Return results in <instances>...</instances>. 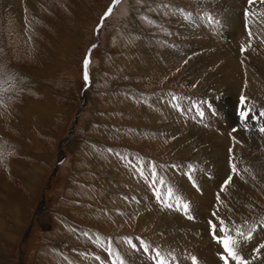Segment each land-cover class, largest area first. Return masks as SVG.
I'll use <instances>...</instances> for the list:
<instances>
[{"label": "rangeland", "instance_id": "1", "mask_svg": "<svg viewBox=\"0 0 264 264\" xmlns=\"http://www.w3.org/2000/svg\"><path fill=\"white\" fill-rule=\"evenodd\" d=\"M246 1L118 0L113 6L114 0H36L21 13H0V264H100L98 258L112 261L120 255L119 247L127 264H152L142 250L128 245L131 238L139 247L137 237L170 251L175 264H193L192 252L203 255L196 264H224L218 256L222 245L213 240L209 221L218 225L222 198L234 194L240 183L254 194L242 201L243 223L234 216L223 219L245 233L254 229L240 254L250 264H264V249L255 251L264 244V146L254 148L257 158L241 159L233 143L236 131L250 122L264 138L256 128L264 126L262 102L252 105L256 101L244 92L220 87L216 75L209 81L208 74L197 75L189 60L198 63V57L220 52L236 55L243 64L253 52L258 54L255 49L264 47V36L258 35L262 43L245 34ZM252 7L264 29V4ZM204 32L212 35L213 45L205 44ZM88 53L91 83L83 94ZM220 68L212 70L218 73ZM226 91L230 101L219 103ZM173 96L185 111L173 107ZM241 96L250 112L246 121L235 110L242 106ZM201 102L203 119L188 110ZM221 112L231 125H239L234 133L220 131ZM200 137L209 150L218 148L221 159L225 155V169L210 163L212 155H202ZM233 158L241 175H233L232 185L221 191L232 175ZM141 162L156 165L165 188L171 186L188 200L192 219L157 202L151 182L133 167ZM189 166L196 187L184 173ZM200 177L214 179L219 188L211 191L210 204L184 196L177 186L182 180L203 196L199 190L205 179ZM167 219L178 220L184 239H202L196 243L199 252L181 254L185 249L170 246L164 233ZM94 240L101 242L100 249ZM109 240L116 253L111 250L113 255L105 257Z\"/></svg>", "mask_w": 264, "mask_h": 264}, {"label": "bare ground", "instance_id": "2", "mask_svg": "<svg viewBox=\"0 0 264 264\" xmlns=\"http://www.w3.org/2000/svg\"><path fill=\"white\" fill-rule=\"evenodd\" d=\"M36 0H0V13L4 14L6 13V11L8 9H11L12 12H18L21 13V11L24 10V7L28 6H33L34 2ZM195 2V1H194ZM207 2V1H206ZM209 2V1H208ZM22 3H24L22 5ZM184 3V2H183ZM211 4V3H210ZM192 5V4H190ZM213 5V4H212ZM217 5V4H216ZM229 5V4H228ZM185 6V5H184ZM207 6V5H206ZM224 6V5H223ZM218 7V6H217ZM173 8V6H172ZM185 8V7H184ZM226 8V7H225ZM230 8V7H229ZM26 9V8H25ZM188 9V8H187ZM212 9V7H211ZM217 9V8H215ZM227 9V8H226ZM214 10V9H213ZM220 10V9H218ZM225 10V9H224ZM235 10V9H234ZM228 11V10H227ZM11 12V13H12ZM220 12V11H218ZM173 13V11H172ZM186 13V12H185ZM223 13V12H222ZM174 14V13H173ZM220 15V14H219ZM20 17V15H19ZM234 17V16H233ZM232 17V18H233ZM172 18V17H171ZM170 18V19H171ZM231 18V17H230ZM239 18V17H238ZM237 19V18H236ZM224 20V19H223ZM226 20V19H225ZM233 20V19H232ZM173 21V20H172ZM191 21V20H190ZM196 21V20H195ZM227 21V20H226ZM171 22V21H170ZM179 22V21H178ZM177 22V23H178ZM176 23V22H175ZM190 23V22H189ZM182 24V23H181ZM188 24V23H187ZM186 24V25H187ZM178 25V24H177ZM183 25V24H182ZM195 26V25H194ZM173 27V26H172ZM184 27V26H183ZM190 27V26H189ZM192 28H194L192 26ZM171 29V28H170ZM173 29V28H172ZM242 29V28H241ZM174 30V29H173ZM238 30V29H237ZM193 31V30H192ZM176 32V31H175ZM180 33V32H179ZM178 33V34H179ZM228 33V32H227ZM241 33V32H240ZM174 34V33H173ZM183 34H186L185 32ZM182 34V35H183ZM180 35V34H179ZM205 36V38H203L207 45L211 46L214 44V41L212 42L211 40H209V38H212V35H209L208 32H204L203 34ZM188 36V35H187ZM233 36H235L233 34ZM183 37V36H182ZM186 37V36H185ZM180 38V36H179ZM198 38V37H197ZM176 39V38H175ZM242 39V38H241ZM181 40V39H180ZM188 40V39H187ZM196 40V39H195ZM198 40V39H197ZM202 40V39H200ZM190 41V40H189ZM235 41V40H234ZM197 42V41H195ZM198 42L200 43V41L198 40ZM236 42V41H235ZM248 42V41H247ZM257 42V41H256ZM179 43V42H178ZM187 43V42H185ZM233 43V42H232ZM182 44V43H181ZM194 44V42H193ZM201 44V43H200ZM203 44V41H202ZM248 44V43H247ZM246 44V46H247ZM197 45V44H195ZM218 45V44H217ZM229 45V44H228ZM234 45V44H233ZM262 45V44H261ZM200 46V45H199ZM195 47V46H194ZM205 47V46H204ZM207 47V46H206ZM227 48V47H226ZM234 48V47H233ZM154 49V48H153ZM178 49V48H177ZM198 49V48H197ZM224 49V48H223ZM181 49H179L180 51ZM195 50V49H194ZM231 50V49H230ZM251 50V49H250ZM256 52L258 54H255V52H253V54L250 55V58H245L246 61L245 63H240L239 62V58L235 55H226V53H215V56H202V58L198 57V63H196V61L192 60L191 58L189 59L191 62V66L194 67V71L197 75H205L208 74V81L214 77V75H216L217 77V81H219L218 84H220V87L225 88L226 90L230 89V92L232 91V88H234L236 91L238 92H244L245 94H247L248 96H250V99L256 101V102H252V105H258V102H262V110L264 112V47L262 49H255ZM204 51V50H203ZM212 51V50H211ZM176 52V51H175ZM178 52V50H177ZM188 52V51H187ZM199 52V51H198ZM174 53V52H173ZM220 53V54H219ZM238 53V52H237ZM169 54V53H168ZM179 54V53H178ZM206 54V53H205ZM212 54V53H211ZM245 55V54H244ZM188 56V55H186ZM190 57V56H189ZM210 57V58H209ZM241 57V56H240ZM197 58V57H196ZM195 59V58H193ZM221 66L220 69H218V73L216 71L213 72L212 68H216V66ZM199 69V70H198ZM193 72V71H192ZM219 86V85H218ZM219 87V88H220ZM217 91V90H216ZM219 92V91H218ZM227 93H225V96L222 97H218L219 98V103L221 101V103H227L230 101V95L228 94L230 93L229 91H226ZM234 92V91H232ZM231 92V93H232ZM224 93V92H223ZM237 94V93H236ZM222 95V94H221ZM85 97V95H84ZM234 97V96H233ZM217 98V99H218ZM233 104V103H232ZM192 106V105H191ZM260 107V106H259ZM191 108V107H190ZM192 109V108H191ZM223 109V108H222ZM189 110V109H188ZM225 110V109H224ZM228 113V112H227ZM254 117V116H253ZM217 120H221L223 124H218V127L220 129V131L225 132L224 130L226 129H231L234 125H231L232 122L231 120H229L230 117H228V115L224 112H221L220 114H218L217 116ZM232 118V117H231ZM256 119V118H255ZM216 120V121H217ZM253 121V119H251ZM234 121V119H233ZM236 121V120H235ZM234 121V122H235ZM259 121V120H258ZM229 122V123H228ZM256 122V121H255ZM261 122V121H260ZM259 122V123H260ZM194 123V122H193ZM217 123H219L217 121ZM234 124V123H233ZM253 124V123H252ZM248 125H251V122L248 123ZM248 125L242 126L243 130L239 129L237 130L236 134H234L235 137V141H238V143H236V147L238 148V150L240 151V158L241 159H245L248 158L250 156L257 158L258 157V153L254 151V148L257 147V149L259 148L258 145H263L264 146V138L260 139L259 135L256 133L255 129H252L251 127H249ZM203 126V125H202ZM204 127V126H203ZM207 127V126H206ZM217 127V128H218ZM246 127V128H245ZM208 129V128H207ZM211 130V129H210ZM192 131V130H191ZM240 131H242L243 133H240ZM206 134V133H205ZM204 134V135H205ZM210 135V134H209ZM195 136V135H194ZM196 137V136H195ZM226 137V136H225ZM216 138H220L222 139V137L220 135H215V139ZM227 139V138H226ZM196 141V140H195ZM226 141V140H225ZM199 142V140H198ZM216 143V141H214ZM200 143L204 146V150L202 152V155H206L210 154L212 159H208L209 161H211V164H214V166L220 165L221 167H223L225 169V162H223V160H225V155L222 157L217 155L216 153L219 151L218 148H210V150L208 149V147L205 145V141L204 138L200 137ZM230 143V141H229ZM234 143V142H233ZM207 144V142H206ZM231 145V144H230ZM202 146V147H203ZM237 150V149H236ZM237 150V151H238ZM227 154V153H226ZM200 155H198L199 157ZM217 156L220 157V160H218L217 162ZM208 157V156H207ZM197 159V158H196ZM238 159V158H237ZM199 160V158H198ZM197 160V161H198ZM238 161V160H237ZM199 163V162H198ZM199 165V164H198ZM247 167V165H246ZM261 167V166H260ZM202 168V167H201ZM173 169V168H172ZM212 171V170H211ZM220 171V170H219ZM218 171V172H219ZM222 171V169H221ZM226 171V170H225ZM224 171V172H225ZM227 172V171H226ZM202 173V172H201ZM222 173V172H221ZM180 174V173H179ZM223 174V173H222ZM204 175V174H203ZM206 175V174H205ZM210 175V174H208ZM216 175V174H215ZM160 176V175H159ZM211 177V176H210ZM220 177V176H219ZM224 177V176H223ZM222 177V178H223ZM201 179V177H200ZM204 184H203V188L199 191H201L203 193V196H201L199 193H197V190L192 186H190V184L184 182L181 180V184L177 186L183 188V194L186 197L191 195L192 197H199L201 199H203V201L207 204H210V202L212 201V190H214V188H218V186L215 183L214 179H208L206 180L205 177H203ZM237 179V178H236ZM173 180V179H172ZM202 180V179H201ZM200 180V181H201ZM202 180V181H203ZM241 180V179H240ZM246 181V180H245ZM127 182V181H126ZM222 182V181H221ZM237 183V182H236ZM249 183V182H247ZM145 184V183H144ZM147 184V183H146ZM219 184V183H218ZM235 184V183H234ZM232 185V184H231ZM241 188L239 187L238 189H236L235 193H227L225 195V198H222L223 200H225L224 203V208L222 209V217L229 220H231V218L234 216V218L237 219V222L239 223H243L242 219H240L239 214L243 211L242 208V201H244L243 199L245 198H251L253 197V193L251 192V189L249 188V186H247L246 184L240 183ZM201 186V185H200ZM178 187V188H179ZM229 187V186H228ZM194 191H193V190ZM219 189V188H218ZM181 190V189H180ZM212 191V192H211ZM214 193V192H213ZM199 194V195H198ZM206 194V195H205ZM215 194V193H214ZM149 196V195H148ZM183 196V197H184ZM135 199V198H134ZM140 199L142 200L143 203L148 204L149 199L147 197H145V195H142L140 197ZM197 199V198H196ZM137 200V199H136ZM151 203V202H150ZM201 203V202H199ZM214 204V203H213ZM205 208V207H204ZM201 210V208H199ZM203 209V207H202ZM203 213H206L205 209H203ZM206 215H208V213H206ZM182 218V217H180ZM257 218V217H255ZM233 219V218H232ZM181 220V219H180ZM179 220V221H180ZM183 221V220H181ZM166 222V220H165ZM184 222V221H183ZM182 222V223H183ZM230 222V221H229ZM251 222V221H250ZM256 222V221H255ZM167 225L165 226V231L164 233L167 236V241L170 243V246L173 245L176 247V249H185L181 254L186 253L185 251H190V250H194L196 252H199V246H197V242L201 241V240H186L184 239V235H182L183 233L179 231V223L178 220L176 219H167ZM185 223V222H184ZM263 225V224H262ZM163 226V225H162ZM185 226V225H184ZM182 227V226H181ZM248 226H246L247 228ZM260 230V229H259ZM194 235V234H193ZM192 235V236H193ZM203 235V234H202ZM187 236H191L190 234H188ZM201 236V235H200ZM208 236V235H207ZM261 236V235H260ZM199 237V236H198ZM257 237V236H256ZM187 238V237H186ZM195 238V237H194ZM263 238V237H262ZM255 240V239H254ZM197 243V244H196ZM201 243V242H199ZM264 243V242H263ZM210 244V243H209ZM256 246V245H255ZM248 248V247H246ZM175 249V248H173ZM179 249V251H180ZM257 249V247H256ZM180 253V252H178ZM245 253V252H244ZM243 253V254H244ZM263 253V252H262ZM264 254V253H263ZM195 256L196 262L199 261H203V255L201 254H197V253H193L191 254L190 257ZM243 256V255H242ZM258 256V255H257ZM205 257H207V255H204V259ZM261 258V256H260ZM250 259V258H249ZM248 260V259H247ZM146 261V260H145ZM135 262V261H134ZM190 262V261H189ZM262 262V261H261ZM191 263L192 259H191ZM256 263V262H255Z\"/></svg>", "mask_w": 264, "mask_h": 264}, {"label": "snow or ice", "instance_id": "3", "mask_svg": "<svg viewBox=\"0 0 264 264\" xmlns=\"http://www.w3.org/2000/svg\"><path fill=\"white\" fill-rule=\"evenodd\" d=\"M264 2V0H262ZM118 3V0H114L113 6ZM249 3H253V0H249ZM112 11V7H109L108 11L106 12V16L109 15ZM178 11L183 12V9H179ZM188 19L191 18V13L187 14ZM211 21V18H209ZM251 35V33H250ZM243 50V49H242ZM88 65H89V59L88 57L85 58L84 61V79L87 82L88 81ZM173 107L176 108L177 111H185L183 109L179 98L173 96L172 97ZM240 103L242 106V110L240 112V116L242 121H246L249 116L250 112L247 110V106L245 105V97L241 96ZM192 109L196 110L197 116L200 119L204 118L205 112L203 110V102L201 104H193ZM189 109V110H192ZM260 117H264V112L259 113ZM236 131V129H234ZM259 132L264 134V126L259 128ZM234 143H238V141L234 140ZM232 150L230 149V152ZM131 164V161H130ZM135 170L139 173V175L149 180L151 183L149 184V187L153 191V195L156 198L157 202L160 203L163 207L168 209H174L177 211H183V213L188 216L189 219H192L190 213V205L183 200L182 197L179 196L178 193L174 191V189L171 186H168L165 188L166 181L163 177L159 176V172L157 169V166L154 164H145L143 162L133 165ZM175 167V166H174ZM145 168H147L148 175H145ZM194 169L189 166V172L186 173V175L189 176V178H192V172ZM231 171L232 175H230L227 180H225L224 184L221 186V191L226 189L231 183L233 175H241V171L238 168L237 163L235 162V159L233 158V162L231 164ZM244 171H248V169H244ZM159 185V187H157ZM195 186V185H194ZM220 197L219 194L217 195V200L219 201ZM214 216L217 215V213H213ZM211 228H212V235L217 240L218 243L222 245L223 253L221 254V259L223 260L224 264H229V261L231 260L234 262V264H250V262L243 257L240 254V249L242 246V243L246 240H250L253 235V231L249 230L247 233H245L241 227L237 226L235 222H226L223 218H218V225L212 223L209 221ZM87 235V234H85ZM139 241V247L137 244L132 242L131 238H128L127 243L128 245L135 251H143L145 255L149 257V259L152 261V264H175L176 257L172 255L170 251H166L163 248L160 247H153L152 245L146 243L143 239L137 237L136 238ZM111 241L109 240V248L107 251L109 252V255H112L111 252ZM261 249H264V244H260L255 251L259 253ZM196 257H192L193 264H196ZM111 264H127V261L124 257L121 255H116L115 259L111 261Z\"/></svg>", "mask_w": 264, "mask_h": 264}, {"label": "water", "instance_id": "4", "mask_svg": "<svg viewBox=\"0 0 264 264\" xmlns=\"http://www.w3.org/2000/svg\"><path fill=\"white\" fill-rule=\"evenodd\" d=\"M90 50H91V47H90L89 51H90ZM89 51H88V52H89ZM87 57H88V59H89V53H88ZM74 124H75V123H73V127H72V129L74 128ZM67 140H68V138H67Z\"/></svg>", "mask_w": 264, "mask_h": 264}]
</instances>
